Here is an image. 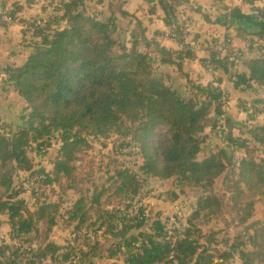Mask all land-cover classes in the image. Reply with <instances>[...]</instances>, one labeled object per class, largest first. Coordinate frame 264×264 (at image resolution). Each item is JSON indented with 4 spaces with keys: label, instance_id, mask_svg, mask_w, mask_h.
<instances>
[{
    "label": "trees",
    "instance_id": "1",
    "mask_svg": "<svg viewBox=\"0 0 264 264\" xmlns=\"http://www.w3.org/2000/svg\"><path fill=\"white\" fill-rule=\"evenodd\" d=\"M145 1L151 14L159 7L164 14L165 26L175 34L180 33L178 9L187 1ZM118 15L134 18L140 31V36L135 32L131 35L133 40L129 49L115 38L116 14L103 21L86 12L84 0H60L54 8L53 19L50 17L37 32L36 42L24 65L8 68L7 73L16 92L27 104L28 113L22 118L27 126L11 130L9 134L0 131V216H7L12 232L39 235L40 246L31 248L33 257L28 264H44L46 259L55 262L67 253L61 254L66 249L50 239L58 226L61 207L43 201L31 210L27 202L20 199L26 189L16 188L15 173L29 175L34 179V185L43 182L52 187L63 180L73 183L76 162L81 155L92 151L90 139H109L128 127L134 129L132 139L140 149L143 159L140 171L144 176L165 180L177 177L182 186L200 187L206 193H213L219 178L226 175V179L233 174L236 176L233 179L235 190L244 193L243 185L250 198L264 200V162L256 158L257 151L252 143L264 144V127L255 128L250 132L251 139L239 142L232 134V125L225 119L228 147L203 153L209 138L207 128L217 133L221 128L220 118L226 114L223 92L213 84L206 87L192 85L190 93L195 90L198 97L204 98L197 100L196 95L185 97L180 89L167 85L150 70L151 54L159 52L164 65H178L180 69L179 60L175 61L169 50L148 38V28L137 16L123 8L118 10ZM232 17L253 22L250 16L241 12L233 13ZM11 18L16 19L15 14ZM23 23L24 26L31 24ZM257 25L263 31L257 36L264 40V24ZM141 47L145 50H140ZM116 49L121 54L116 55ZM186 57L193 59L191 54ZM201 61L203 66L215 71L220 68L227 71V62L218 52L212 51L208 60ZM245 65L247 73L237 75L236 86L250 87L254 83L264 88V55L246 60ZM261 107L260 113L264 114V104ZM163 128L168 139L156 143L154 136ZM54 141L61 146L53 169L49 173L38 170L30 156L33 145L43 150ZM237 145L244 151L239 160L235 155ZM201 154H205L203 158H200ZM127 169L123 167L117 175L123 183L131 174ZM99 197L100 194L92 199L97 205L100 204ZM212 197L215 196L206 197L199 209H205ZM86 204V198H79L65 215L75 228L90 221ZM252 207L250 199L246 203L248 213ZM50 209L55 212V219L48 213ZM104 220L111 222L112 219L105 216ZM43 223L47 226V235H43V229L39 230ZM1 224L0 220V227ZM145 224L142 222L138 227L131 226L124 231L140 230ZM152 230L153 233L148 234L139 232L141 240L133 238L140 246L128 264H215L217 261L210 247H205L191 230L180 235L176 229L174 232L168 230L161 220L153 222ZM243 238L248 239L246 234ZM221 257L231 261L234 252ZM253 257L254 253L243 252L239 259L242 264H253ZM68 262L66 259L63 264Z\"/></svg>",
    "mask_w": 264,
    "mask_h": 264
},
{
    "label": "rangeland",
    "instance_id": "2",
    "mask_svg": "<svg viewBox=\"0 0 264 264\" xmlns=\"http://www.w3.org/2000/svg\"><path fill=\"white\" fill-rule=\"evenodd\" d=\"M84 1L86 12L100 20L106 21L116 14L118 24L115 38L121 45L129 49L133 40L131 35L135 32L140 36L134 18L117 16L118 10L123 8L128 0ZM4 3H7L8 7L3 9L2 13L8 19L15 13L16 6H18L23 8L27 14L28 21L26 22L31 23L39 19H49L55 6L60 4V0H0V4L3 5ZM138 4L139 7L136 10L137 12L142 11L140 16L143 19L141 20L146 21L147 15L150 14V6L148 8L149 4L147 3V5L145 0ZM110 5L112 6L110 7ZM179 11L180 33L175 34L171 31L172 34L167 35L166 33L164 38L181 46L180 50L176 47V53L182 55L179 58L184 59L188 52L193 54V43H200L201 28L198 26V19L191 20L185 15L183 18L180 8ZM156 14L155 12L154 15ZM220 15L218 20L224 29L220 32H214L216 37L211 35V39L206 42L208 44L213 42V48L218 52L220 51L217 47H223L224 44V49L228 50L229 58L233 48L232 46L228 48L229 45H225V43L231 39L234 44L236 34L231 32L229 21L222 18L223 14ZM259 15H262L261 11ZM152 33L151 29L150 35ZM248 41L251 46H255L256 40L252 34ZM155 42L158 43L159 41ZM170 44L172 45V43ZM144 48L141 47L140 50H145ZM238 51L242 53L244 60V51L242 49ZM115 54L119 55L121 51L116 49ZM151 57L153 62L150 63V70L152 69L153 73L159 77L163 76L161 77L163 79L165 75L171 82L169 85L178 86L181 89V94L185 97L197 94L195 90L190 93L191 83H187L185 78L180 77L176 68L161 65L157 53ZM198 96H195L197 100H204L203 96ZM248 108L249 110L253 109V115H255L260 113L263 107L251 106ZM225 123L224 121L218 134H216L217 139L224 145L226 144L225 139L228 140L224 130ZM242 124L238 132L235 131L236 140L239 142L244 140L243 137H240L245 135L242 130L254 126L248 125V121ZM12 128L7 125L0 128V131L9 134ZM133 131V127H128V129L114 133L109 139H90L92 151L79 157L78 160H84L85 165L75 166L76 172L73 183L63 180L59 182L60 184H55L52 187L46 186L43 182L34 185V179L29 175L25 177L24 174L15 173V186L26 189L24 190L26 194L24 193L25 195L22 196L31 210L36 209L43 201L59 204L61 207V213L58 215V226L54 229L51 240L53 235L57 236L58 242L62 244L60 246L66 249L61 254L67 253L55 262L46 259L44 264H63L66 259L69 261L67 264H80L82 262L86 264H128V260L136 256L137 248L140 246V244L135 243L133 238L141 240L139 232L153 233L152 224L155 220H161L168 230L174 232L176 229L180 235L186 234L188 230L193 231L194 236L204 242L205 247H210L211 254L217 259L215 264H242L239 257H243V252L254 253L253 264H264V200L260 197L250 198L243 185L244 193L235 190L236 185L233 179L236 176L233 174L226 179V175L219 178L215 183L213 193H206L200 187L182 186L178 183L177 177L165 180L144 176L140 171L143 159L138 144L133 142ZM167 139L168 135L165 128L160 129L154 136L156 143H159L160 140L166 142ZM210 139L211 136L207 141V147H204L203 153L205 154L209 153V147L212 146ZM58 143L54 141L43 150L38 149L37 145H33L31 157L33 156L38 170L49 173L53 169L50 165L54 164L57 157V151L61 146ZM252 143L255 144L253 146L257 151L256 158L258 157L257 159L264 162V145L259 146L253 141ZM218 148L219 146L211 150L216 151ZM204 155L201 154L200 158H203ZM238 156H240L239 152ZM123 167L129 168L127 170L131 173L124 183L123 180L117 178L118 172L123 171ZM98 194H100L98 200L100 204L97 205L92 199ZM175 196H177V200ZM208 196L215 197H212L210 204L205 209L200 210L199 204H202ZM82 197L88 200L86 210L90 221L85 222L87 224L81 228H75L76 225H71L70 220L65 215ZM250 199L253 201V207L251 213H248L246 203ZM196 212H198L197 216H195ZM48 213L52 218H56V215L53 216L55 214L53 210H48ZM105 216H111V222L105 221ZM0 218L2 220L0 255L4 254L0 257V264H28L33 257L32 250L40 246L39 235L14 236L10 232V228L7 227V219L5 217ZM143 219L144 221H142ZM142 222L146 224L140 230L124 231L131 226L138 227ZM40 229H43V235H47V226L44 223L39 225ZM2 234L6 235L3 240L1 239ZM244 234L248 238L246 241L243 238ZM231 251L234 252L233 260L230 261V258L221 259L223 254H229Z\"/></svg>",
    "mask_w": 264,
    "mask_h": 264
},
{
    "label": "crops",
    "instance_id": "3",
    "mask_svg": "<svg viewBox=\"0 0 264 264\" xmlns=\"http://www.w3.org/2000/svg\"><path fill=\"white\" fill-rule=\"evenodd\" d=\"M185 1H187V3L180 7V10L182 11L181 17L184 18L185 15L191 20L198 19L197 23L201 28L200 43H193V54L191 52H188V54H191L193 56V59H188L186 57L187 54L185 55L184 59H179V57H182V55H178L176 53V50H180L181 46L176 42L173 43L164 38V35L166 33L168 35L172 34V32L168 27L165 26L163 21L164 14L159 7H157L158 9L156 11V15L150 13L149 15H147L146 21H142L144 23V26L148 28V38L153 40L154 42L159 41L158 43H155L161 48H166L167 50H169L173 54L174 60H179L178 62L179 64H181L182 68L179 69L178 65H164L162 63V55L156 51L155 53H157V56L159 57V62L165 67L176 68L180 77L185 78L187 80V83H191V85L203 87H206L209 84L215 85L219 91L223 92L225 100L224 104L226 114L225 116L220 118V124L222 125L225 119H227L233 127L232 134L234 138H236L237 134H235V131L238 132V129L243 125L242 123L248 121V125L254 126L244 128L242 131L245 133V135L240 137H243V139H251L252 135L250 134V132L252 130L257 127H264V114L256 113L255 115H253L254 110H249L248 107L263 106L264 88L259 87L254 83L250 87H247L246 85L236 86V81L237 75L247 73V68L245 65L246 60L264 55V40H261L260 37L257 36L258 34L263 32L261 27L257 24H264V0ZM138 3H142V0H128L127 3L124 4L123 9L132 15H136L141 20L143 19L140 16L142 11L140 10L137 12L136 10V8L139 7ZM6 7H8L7 3H4L3 5L0 4V128L8 125L13 127L11 129L12 131H15L20 127L27 126L26 121H23L22 118L27 116L28 106L23 98L16 92L15 84L11 80L7 71L9 70L8 68L21 67L24 65L32 52L33 44L36 41L27 44L23 43V30L25 27L23 25V22L26 23V21H28V16L24 12V9L16 6L17 9L15 13H13L15 14L16 19H8L2 13L3 9L5 10ZM198 10H200V12ZM260 11L262 12L261 16L259 15ZM178 12H180L179 9ZM235 12H241V14L243 15L250 16L253 19V22L250 23L244 19L232 17V14ZM53 13L50 15L52 19ZM144 13L146 14V12ZM220 14H223L222 18H226L229 21L231 32L236 34V42L234 44L232 42V44L225 43V45H229L228 48L232 46L233 51L235 49H242L245 53L244 60L242 59L241 63L236 65L234 69H227V71L222 68L215 71L212 68L205 67V65L203 66V63L201 61L208 60L212 51L218 52L215 48H213V42L208 44L206 41H209V39H211V35L216 37V34H213L214 32H220L224 29V27L221 23H219L220 21L218 20L219 16H221ZM48 20L49 19L45 20V22H47ZM211 20H213L212 23ZM221 22L223 23V21ZM151 29L153 31L152 35H150ZM156 34L159 35L156 36ZM251 34L252 37L256 40L255 46H251L248 41ZM170 43H172V45ZM176 47L178 48L176 49ZM217 49L220 51L218 52L220 58L228 62V50L224 49V44L223 47H217ZM155 53H152L151 55L153 56ZM164 80L167 85L171 83L169 81V78H166L165 75ZM173 87L179 89L178 86ZM208 130H210V132H208ZM224 130L227 134L226 125L224 127ZM206 134H208V136H211L210 141L212 146L209 147V152H216L217 150L214 151L211 149L216 148L217 146H219V148L228 147V141L226 139L225 145L217 139L216 134H218V132H212L209 128L207 129ZM258 145L263 146L264 144L259 143ZM205 146L207 147V143ZM238 152L240 156L237 157ZM235 155L236 159L238 160L244 156V151H242L239 145H237L236 147ZM50 167L53 168V164L50 165ZM20 173L22 175L24 174L25 177H27V174L22 172ZM20 199H24L22 195L20 196ZM0 217H5L7 219V227L10 228L11 232L12 229L8 223L7 216ZM1 228L2 224L0 229ZM57 239V236L53 235L51 241L54 242L57 246L61 247L60 245L62 244H60Z\"/></svg>",
    "mask_w": 264,
    "mask_h": 264
},
{
    "label": "built area",
    "instance_id": "4",
    "mask_svg": "<svg viewBox=\"0 0 264 264\" xmlns=\"http://www.w3.org/2000/svg\"><path fill=\"white\" fill-rule=\"evenodd\" d=\"M45 23H46L45 20L39 19V20H35V21L31 22V24H29V25H26L24 27V32H25L24 33V44L31 43V41H34L36 39L37 32L40 30V28L45 26ZM231 42H232V40L228 39L226 41V44H230ZM242 59H243L242 53L239 52L238 50H234L230 54V57L228 58L227 69L228 70L234 69L236 65L241 63ZM84 165H85L84 160L80 159L76 162V167H81ZM11 233H13L14 236L19 235V233L17 231H14V232L11 231ZM1 239L2 240L5 239V235H1Z\"/></svg>",
    "mask_w": 264,
    "mask_h": 264
}]
</instances>
